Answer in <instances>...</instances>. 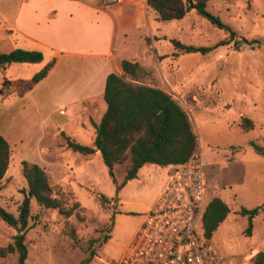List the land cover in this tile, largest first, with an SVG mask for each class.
I'll return each mask as SVG.
<instances>
[{
	"label": "rangeland",
	"instance_id": "374dc122",
	"mask_svg": "<svg viewBox=\"0 0 264 264\" xmlns=\"http://www.w3.org/2000/svg\"><path fill=\"white\" fill-rule=\"evenodd\" d=\"M67 1L0 0V53L16 48L41 53L39 49H43L45 54L48 53L35 41L15 31L13 26L19 24L20 11L29 4L36 8L55 4L59 8L58 19H62L65 6L62 8L61 2ZM207 9L239 36L257 42L249 45L234 40L205 54L182 52L173 47L171 39L195 46H212L228 38L227 31L191 9L180 20L161 23L158 27L161 40L156 46L147 35L140 46L138 31L119 24L114 43L115 62L120 66L124 59L137 61L146 70L140 82L162 88L186 109L202 151L206 197L210 199L211 193L217 191L232 209L210 241L224 264H250V249L264 248V212L252 219L248 234L249 218L239 214L238 210L253 208L264 201V160L256 157L251 146V142H255L264 152V0H210ZM40 17L38 14L27 19L30 23L42 24ZM45 61L44 57L38 62H13L0 67V86L4 79L31 78L42 69ZM56 74L44 81L46 96L55 91L50 83L57 81L58 87H62L72 72L63 68ZM8 87V84L4 85L2 91ZM32 94L16 101L0 99V130H13L21 136V141L15 142L16 154L0 181V205L16 215L27 192L22 166L17 161L20 155L40 167L49 162L57 163L61 167L57 177L62 176L63 182H68L74 174L86 188L73 184L72 191L67 183L57 182L44 169L53 191H60L64 205L73 210L71 215L64 216L56 209L44 208L34 198L30 199L25 264H80L84 260L89 264L98 256L117 261L126 253L141 219L152 207L158 184L167 178L172 167L146 165L135 178L118 186L125 173L124 164L113 169L115 183L103 163L101 166L96 163L92 167L83 166L72 150H61L58 144L65 142L62 134L59 137L53 134L51 119H66L65 115H68L64 129L75 138L83 106L74 104L65 115L58 113V108L49 106L46 111L56 108V112L45 119V114L36 113L30 99ZM22 108L25 114H18ZM240 112L254 119L252 129L243 131L235 125L241 122L242 118L237 117ZM233 117H236L234 127H228L227 122ZM235 149L245 153L239 162L232 160ZM65 163L71 169L63 175ZM100 195L107 199L102 200ZM108 230H111L110 236L101 244ZM16 233L15 228L0 219V248L12 242ZM0 264H18V254L0 256Z\"/></svg>",
	"mask_w": 264,
	"mask_h": 264
},
{
	"label": "trees",
	"instance_id": "16d2710c",
	"mask_svg": "<svg viewBox=\"0 0 264 264\" xmlns=\"http://www.w3.org/2000/svg\"><path fill=\"white\" fill-rule=\"evenodd\" d=\"M210 0H146L157 19L163 22L182 19L188 11L194 9L198 15L206 18L214 26L228 32V38L218 41L212 46H195L171 39L172 45L185 53H208L216 47L226 45L230 41H239L252 45L255 39L239 36L229 25L207 9ZM43 55L38 50L16 48L8 53H0V67L13 62H38ZM54 64L48 61L41 70L31 78L11 82L4 79L6 84L14 85L19 95L29 91L33 86L45 78ZM121 73L112 71L106 76L103 99L106 110L98 123L92 122L95 137L92 145H83L69 136L61 133L65 144L72 151L81 154H91L99 150L103 163L113 182L116 183L114 167L125 165L123 180L118 186L137 176L138 170L147 163L159 166H175L186 162L198 146L189 115L183 105L162 88L140 82L146 70L137 62L122 60ZM243 131L253 128V122L243 117L240 122ZM254 150L264 154L261 147L251 142ZM11 149L7 140L0 133V181L9 164ZM22 174L27 182V192L18 207L17 214H13L0 205V219L13 228H20L21 232L13 236V241L0 248V256L18 254V264H25L27 245L25 232L31 218L30 199L34 198L39 206L56 209L60 214L69 216L73 208H67L59 192H54L47 172L38 164L23 160ZM102 200L107 198L100 195ZM74 205H78L75 203ZM264 211V202L253 208L242 207L238 213L248 216L250 234L252 219ZM230 212L229 206L219 197H212L205 207L202 216V230L206 239H210L218 225ZM108 230L104 243L110 236ZM88 260L80 264H87ZM250 264H264V250H259L250 258Z\"/></svg>",
	"mask_w": 264,
	"mask_h": 264
},
{
	"label": "crops",
	"instance_id": "0c3cea01",
	"mask_svg": "<svg viewBox=\"0 0 264 264\" xmlns=\"http://www.w3.org/2000/svg\"><path fill=\"white\" fill-rule=\"evenodd\" d=\"M61 3L62 8L65 6V8H63V10L65 9L63 11V14L65 15L62 19H58L59 8L55 4L44 8H36V6L29 7V4L24 7L22 11H20L22 18L19 20V24L13 26V29L25 37L32 39L36 42V44L46 49L48 52L46 54L43 49H39L42 51L43 58L45 57V64L50 60H54V64L49 70L47 76L37 82L29 91L19 95L15 86L12 85L0 94V99L5 100L10 98L16 101V99H26V97H29L28 95L33 93L32 96H30V99L34 102L36 113H39L40 115L45 114V119H47V116L52 115L53 111L55 113L56 108H58V113L65 115L70 106L74 104L82 105L83 108L81 109L80 114L83 116L79 121L76 135H74L75 138H72L73 136L66 133L64 129L67 120H69L68 115H65L66 119H60L57 117L51 119L53 134L54 136L59 137V134L64 133L80 144L92 145L95 137V129L92 122L98 123L106 110V103L103 99L106 76L112 71L121 73V67L115 62L117 53H115L114 50V43L117 26L119 24H123L124 26H129L135 31H138L137 33L139 34L138 40L140 46H142L144 42V35L150 37L151 41H153L156 46L158 41L161 40L159 39L160 36L158 27L161 23H163V21L157 19L155 12L148 7L146 0H122L120 3L110 5H104L102 0H68L67 2ZM112 7H115L117 10H113ZM37 10H39V13ZM38 14L41 15L40 18H42L43 23H30L28 20L30 19L29 16H33L35 18ZM153 35L156 36L155 39L153 38ZM131 61L135 60L132 59ZM63 68L64 71L69 70L72 74L62 87H58L59 83H57V81H52L53 83H50V85L52 84V88L55 91H53L50 96H46V86L44 85V81H46V79L56 77V72ZM18 80L26 79L9 81L16 82ZM49 106H54L56 108L46 111ZM17 113L25 114L23 108L19 109ZM237 117L239 119L243 117L249 118L253 122L254 127V119L248 117L245 113L240 112ZM234 118L236 117L229 119L227 122L228 127H234ZM235 125L241 128L239 121ZM0 133L7 140L11 149L8 164L9 168L13 154H16L17 151L15 142L21 141V136L17 135L13 130H0ZM58 145L61 146V150L63 151L65 149H70L66 146L65 142ZM73 152V155L77 157L79 163L83 164L85 167H92L94 163L101 166V163H103L100 151L97 149L94 153L87 155L81 154L77 151ZM200 153L202 157L201 147ZM254 153L258 159H262V161L264 160L263 154H259L256 151ZM244 155V152H239L235 149L232 160L239 162L243 159ZM23 160L26 159H24L21 155L17 158L20 166H22L21 162ZM150 164L151 163L144 164L138 170L137 175L146 165ZM156 166L160 167L159 165ZM169 166L172 167V165ZM42 167L48 171L51 177L57 182L67 183L72 191L73 184L86 188V184L80 183L74 174L70 177V181L68 182H63L62 176L57 177L58 172L61 171V167L57 163L53 164L49 162L46 166ZM166 167L164 169H166ZM64 169L65 173H62L63 175L67 173V169L71 168H69L67 163H65ZM7 171L5 172V175ZM55 172H57L56 175ZM145 173H148V171H145ZM165 180L166 177L158 184L159 186L155 199L151 206L154 205ZM214 196L219 197L217 191L211 193V198ZM210 199L208 198V201ZM231 210L232 209H230V211ZM250 238H252V236H250ZM259 250H264V248L262 249L257 246L252 247L248 256L251 258Z\"/></svg>",
	"mask_w": 264,
	"mask_h": 264
},
{
	"label": "built area",
	"instance_id": "2783aa9c",
	"mask_svg": "<svg viewBox=\"0 0 264 264\" xmlns=\"http://www.w3.org/2000/svg\"><path fill=\"white\" fill-rule=\"evenodd\" d=\"M203 165L198 141L190 158L168 172L126 253L115 262L98 256L89 264H224L210 239L203 235L202 216L208 202Z\"/></svg>",
	"mask_w": 264,
	"mask_h": 264
},
{
	"label": "water",
	"instance_id": "95a60500",
	"mask_svg": "<svg viewBox=\"0 0 264 264\" xmlns=\"http://www.w3.org/2000/svg\"><path fill=\"white\" fill-rule=\"evenodd\" d=\"M17 233H20L21 229L20 228H16Z\"/></svg>",
	"mask_w": 264,
	"mask_h": 264
}]
</instances>
